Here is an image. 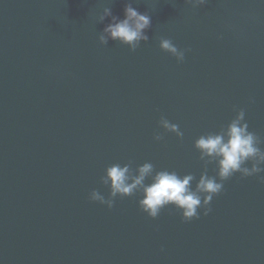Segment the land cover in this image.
<instances>
[{"label":"water","instance_id":"water-1","mask_svg":"<svg viewBox=\"0 0 264 264\" xmlns=\"http://www.w3.org/2000/svg\"><path fill=\"white\" fill-rule=\"evenodd\" d=\"M126 2L111 0L113 14ZM107 5L0 0V264H264V173H236L191 221L173 205L149 217L139 193L112 208L89 199L93 189L107 197L100 177L115 162L198 180L194 142L226 126L234 106L264 139V0H133L152 17L135 52L100 43ZM161 37L190 49L182 63Z\"/></svg>","mask_w":264,"mask_h":264},{"label":"clouds","instance_id":"clouds-1","mask_svg":"<svg viewBox=\"0 0 264 264\" xmlns=\"http://www.w3.org/2000/svg\"><path fill=\"white\" fill-rule=\"evenodd\" d=\"M193 8L206 5L208 0H185ZM111 0L98 14V22L104 23L107 18L110 22L100 31L98 39L101 44L107 45L110 40L127 45L135 52L141 42H148V30L152 27V17L147 11L141 12L133 5V0H127L124 6L123 17L114 15ZM159 47L176 57L178 63L185 60V53L190 49L179 48L171 38L161 37ZM254 102V98H250ZM234 118L219 131H210L201 134L194 142L199 152V159L204 163V171L199 179L193 173L184 175L175 170H156L151 162H144L133 168L132 163L115 162L107 166L105 174L100 177L103 185L110 191L107 197L98 189L89 193L91 201H98L112 208L115 198L134 196L137 193L141 198L138 203L142 211L153 219L157 218L163 208L175 206L180 211L184 221L199 219L202 214L207 216L211 211V202L214 196L224 190V182L239 173L241 177H249L264 173V143L257 133L249 130L245 119V109H233ZM159 124L166 131L175 133L181 139L184 136L179 125L170 122L163 115ZM154 139L160 141L163 134L157 131ZM250 163L251 166H248ZM214 164L215 175H209L207 166ZM150 178V183L146 180ZM264 182V176L258 177ZM196 180L193 188V181Z\"/></svg>","mask_w":264,"mask_h":264}]
</instances>
